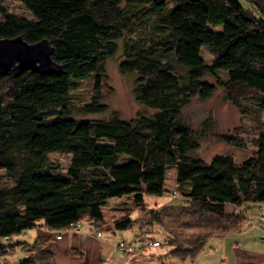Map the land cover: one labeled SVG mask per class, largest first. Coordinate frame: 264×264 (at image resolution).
<instances>
[{
    "label": "trees",
    "instance_id": "obj_1",
    "mask_svg": "<svg viewBox=\"0 0 264 264\" xmlns=\"http://www.w3.org/2000/svg\"><path fill=\"white\" fill-rule=\"evenodd\" d=\"M18 1L31 18L0 3V37L46 38L59 70L0 74V174L10 180L0 185V264L16 247L24 251L18 264H54L44 237L12 239L36 226L55 233L81 221L97 231L131 227L128 210L103 218V205L115 196H130L140 209L137 233H163L168 247L156 264H167L168 257L192 260L212 234L248 223V208L264 203V130L253 138L254 152L240 162L227 154L204 160L187 154L197 146L196 134L179 113L190 97L212 94L215 83L206 74L226 69L227 80L217 83L258 125L264 114V0ZM216 24L221 27L211 26ZM184 26L193 33L179 36ZM119 38L118 68L136 73L135 98L154 111L128 119L71 116L74 107L83 113L104 109L99 80ZM201 46L210 63L199 54ZM172 61L185 72H177ZM90 75L89 100L73 105L71 86ZM52 151L69 152L64 171L48 159ZM170 164L173 190L183 202L147 207L144 194L170 190L164 185ZM258 212L264 222V208ZM138 248L150 247L140 241Z\"/></svg>",
    "mask_w": 264,
    "mask_h": 264
},
{
    "label": "rangeland",
    "instance_id": "obj_2",
    "mask_svg": "<svg viewBox=\"0 0 264 264\" xmlns=\"http://www.w3.org/2000/svg\"><path fill=\"white\" fill-rule=\"evenodd\" d=\"M240 2L245 4L244 0H240ZM0 3L9 13L24 15L27 18H31L30 12L18 0H0ZM211 26L213 28H220L221 24ZM192 33V28L184 26L179 36H189ZM116 43V50L113 54L104 59L103 74L99 80V102L104 104V109L96 112L83 113L79 112L76 107H74L70 112L71 116L78 119H108L112 116L128 119L139 114L150 115L154 111L153 108L143 105L135 98L133 88L135 85L136 73L134 71L121 72L119 70L118 63L122 54V39H117ZM199 54L205 63L211 62L212 56L206 47L201 46ZM172 66L181 74L185 72V68L174 64V61H172ZM227 77L228 74L226 69H216L213 75L206 74L204 79L215 83L212 94L205 99L192 96L188 102L180 108L179 120L189 126L196 134L197 146L187 151V154L190 156H199L204 160H208L214 154H227L238 163L254 152L255 146L253 138L257 136L260 130H264V114H262L261 117L258 116V125L248 116H243L238 111L237 107L227 99L225 89L217 83V81L224 82L227 80ZM91 86L92 75L74 81L70 88V100L74 103L73 105L89 100L90 94L92 93ZM225 136L234 137L236 139L235 141H237L236 144L228 143L226 139L223 138ZM48 159L52 161L60 171H64L68 163L69 152L52 151L48 153ZM0 171L2 170L0 169ZM174 175L175 165L170 164L167 166L164 175V185L170 190H164L157 195L144 194L143 200L147 207L152 205L181 204L183 202V199L179 196V191L175 194L173 190L175 188ZM9 183L10 180L0 174V185H8ZM110 201H116L114 203L120 204V208L123 210L129 209L131 206L130 196H122L119 198L115 196V198H111ZM260 207L263 209L264 203L250 206L248 208L249 216H253V218L256 216V218L261 220L262 218L258 212ZM133 210L138 212L137 209L128 210L131 216H135L136 214ZM107 213L104 211L105 218H103L109 221L110 219ZM56 234L57 233L54 234V237L60 236V233L58 234L59 236ZM18 235L23 234L12 235V239L18 238ZM155 237L158 239L159 244L150 246V248L159 246L163 250L168 247L164 241L162 232H159ZM17 263L18 261L9 264Z\"/></svg>",
    "mask_w": 264,
    "mask_h": 264
},
{
    "label": "crops",
    "instance_id": "obj_3",
    "mask_svg": "<svg viewBox=\"0 0 264 264\" xmlns=\"http://www.w3.org/2000/svg\"><path fill=\"white\" fill-rule=\"evenodd\" d=\"M111 198L113 197L108 198L102 207L104 218V211L109 213V219L125 211L120 208V204L114 203L116 201L111 202ZM225 208L231 210L229 205ZM130 209H137L138 212L133 210L135 216L130 215L133 221L129 228L99 229V233H96L90 222L81 221L72 228L61 230L59 237H54L55 231L52 229L36 226L25 233H19L23 235H18V238L31 242L35 237H44L43 248L50 251L54 264H156V256L162 252L159 246L138 248L123 254L115 245L121 238H133L140 229L139 218L142 213L134 205L126 210ZM255 218L249 216L248 223L237 231L212 234L192 260L180 261L176 257H168L167 264H264V244L258 238L260 219ZM23 255L24 251L16 247L5 264L19 261Z\"/></svg>",
    "mask_w": 264,
    "mask_h": 264
},
{
    "label": "water",
    "instance_id": "obj_4",
    "mask_svg": "<svg viewBox=\"0 0 264 264\" xmlns=\"http://www.w3.org/2000/svg\"><path fill=\"white\" fill-rule=\"evenodd\" d=\"M52 47L46 38L29 42L21 35L0 37V74H18L25 69L40 73L58 71L51 58Z\"/></svg>",
    "mask_w": 264,
    "mask_h": 264
},
{
    "label": "built area",
    "instance_id": "obj_5",
    "mask_svg": "<svg viewBox=\"0 0 264 264\" xmlns=\"http://www.w3.org/2000/svg\"><path fill=\"white\" fill-rule=\"evenodd\" d=\"M258 225L260 227V234H259V241L264 244V222L261 219L258 221ZM96 233L98 231L96 230ZM57 233L56 235H58ZM3 238H8L7 236H3ZM142 242L145 246L150 247V246H156L159 244L158 239L151 237L148 233L146 232H139L137 233L133 238L128 239V238H121L116 242V247L117 249L123 253H130L135 251L138 248V242Z\"/></svg>",
    "mask_w": 264,
    "mask_h": 264
}]
</instances>
